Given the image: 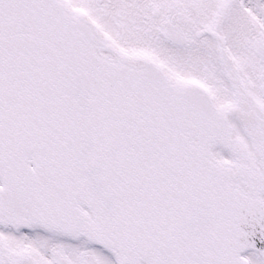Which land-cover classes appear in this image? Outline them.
Segmentation results:
<instances>
[{"label":"snow or ice","instance_id":"1","mask_svg":"<svg viewBox=\"0 0 264 264\" xmlns=\"http://www.w3.org/2000/svg\"><path fill=\"white\" fill-rule=\"evenodd\" d=\"M0 264H264V0H0Z\"/></svg>","mask_w":264,"mask_h":264}]
</instances>
